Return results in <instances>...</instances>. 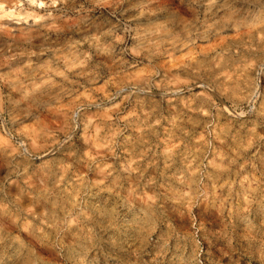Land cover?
I'll use <instances>...</instances> for the list:
<instances>
[{"label":"clouds","instance_id":"1","mask_svg":"<svg viewBox=\"0 0 264 264\" xmlns=\"http://www.w3.org/2000/svg\"><path fill=\"white\" fill-rule=\"evenodd\" d=\"M0 264H264V0H0Z\"/></svg>","mask_w":264,"mask_h":264}]
</instances>
